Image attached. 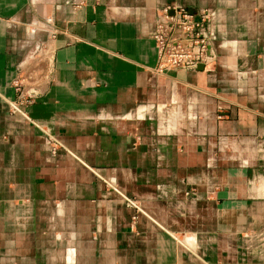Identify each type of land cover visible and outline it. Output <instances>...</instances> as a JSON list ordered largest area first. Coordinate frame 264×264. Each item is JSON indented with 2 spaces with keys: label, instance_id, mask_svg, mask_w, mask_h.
Segmentation results:
<instances>
[{
  "label": "crops",
  "instance_id": "1",
  "mask_svg": "<svg viewBox=\"0 0 264 264\" xmlns=\"http://www.w3.org/2000/svg\"><path fill=\"white\" fill-rule=\"evenodd\" d=\"M166 5L209 64L153 71ZM202 261L264 264V0H0V264Z\"/></svg>",
  "mask_w": 264,
  "mask_h": 264
},
{
  "label": "built area",
  "instance_id": "2",
  "mask_svg": "<svg viewBox=\"0 0 264 264\" xmlns=\"http://www.w3.org/2000/svg\"><path fill=\"white\" fill-rule=\"evenodd\" d=\"M210 19L211 13L205 8L194 14L183 6L161 7L157 12L151 34L157 52L153 71L163 74L168 69H195L200 64L204 66L209 64L212 60L210 43L213 38L208 28ZM9 104L12 111H19L27 116L17 102L11 101ZM45 137L53 153L63 148L55 135L45 132ZM124 198L129 206L141 212L135 198Z\"/></svg>",
  "mask_w": 264,
  "mask_h": 264
},
{
  "label": "water",
  "instance_id": "3",
  "mask_svg": "<svg viewBox=\"0 0 264 264\" xmlns=\"http://www.w3.org/2000/svg\"><path fill=\"white\" fill-rule=\"evenodd\" d=\"M200 68H203V66H201Z\"/></svg>",
  "mask_w": 264,
  "mask_h": 264
}]
</instances>
